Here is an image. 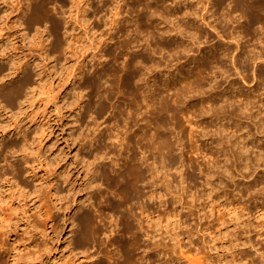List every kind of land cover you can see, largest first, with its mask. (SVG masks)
Listing matches in <instances>:
<instances>
[{"label": "rangeland", "instance_id": "374dc122", "mask_svg": "<svg viewBox=\"0 0 264 264\" xmlns=\"http://www.w3.org/2000/svg\"><path fill=\"white\" fill-rule=\"evenodd\" d=\"M4 1L0 0V27H3L0 51L7 45L9 52L18 58L20 64L30 60L27 70L32 72V79L31 83H26L21 96L22 102L13 103L6 92L0 91V171L7 173L0 182V210L5 214L18 216V224L20 223L17 229L10 232L6 227L0 226V241L4 244L0 245V264H80L83 261H87L85 264H244L248 259L246 264H263L262 257L256 252L264 251V234L261 235V230L264 233V217L256 215L255 202L259 199L264 203V162L260 161L258 164L255 155L260 148L257 145L264 144V126L261 129L256 123L260 118L264 122V58L254 60L256 64L253 60L248 62L244 57L247 49L243 48L245 51H242L241 47L237 49L234 45L232 49L236 48L234 54L238 56V64H241L238 65L239 70H235L233 54H230L231 58L224 60V67L230 68V71L219 77L222 86L215 88L217 80L214 74L223 69L218 67V63H221L217 62L215 56L220 52L215 49L216 42L223 40L225 48L231 47V43L235 42L226 36H219L213 24L217 22V15L227 10L233 0H225L223 8L219 5L220 0H209L210 3H207L208 0H49V12L39 18L29 15V10L23 18L18 15L22 8L31 7L35 0ZM155 4L158 7L155 8ZM203 5L205 8H202ZM194 8L200 11L196 12ZM180 19L182 22H179ZM113 22H117V27ZM193 23L201 24L197 25L200 28ZM259 23L255 26L260 27ZM114 26L116 30L113 31ZM191 27L198 33H191ZM165 28L169 30L165 31ZM248 36L245 40L251 38L252 34ZM146 39L150 40L145 41ZM254 41L249 39L245 43L253 47ZM178 43L180 45L176 46ZM255 44L260 46V43ZM154 50H157V54ZM240 50L242 54L239 53ZM0 66L9 70L10 60L0 58ZM240 68L242 73H239ZM144 71L147 72L146 77ZM25 73L5 85L20 83ZM149 79L155 86H152L154 93L150 100L143 95ZM215 89H222L227 95L230 93L234 96L247 89L246 95L257 96L252 110L255 112L257 109L256 113L260 115L256 118L234 106H223L226 97L219 94L209 97ZM261 92L263 93L260 94ZM165 95L168 97L167 101L163 99ZM201 95L207 96V102ZM214 98L222 99L223 102L219 101V105ZM166 104L168 110L162 111V107L163 110L166 109L163 106ZM79 105L81 108H78ZM134 109L138 111L136 124L130 123L128 118ZM163 115L167 117L164 118ZM117 119H120L119 122ZM161 119L167 123H162ZM236 120L245 126V134L249 132L245 139L250 141L251 150L245 154L252 156L253 162H257L256 167L243 169L246 160L236 161L235 157L230 159V156L219 149L231 144L221 145L220 134L231 132L230 135H234V138L239 137L240 132L235 134ZM124 126L128 129L134 127V133H137L133 134L137 137L131 132L133 137L129 136L127 133L130 129ZM161 126L170 128L167 129V146L162 138ZM117 132L128 135L132 140L126 138L125 147H122L123 144L115 145L112 143L113 135ZM156 132L158 136L155 135ZM95 136L97 137L94 138ZM121 136L124 137L123 134ZM92 139L94 143L91 142ZM126 142L133 144L128 146ZM100 145L103 147H99ZM151 146L156 149L151 150ZM130 147L135 150L137 148V151L133 148L129 150ZM163 150L168 152L162 154ZM143 153L150 157L149 160L154 165L152 180L155 182L149 188L141 181L142 195L127 201L128 204L123 199L125 197H122V186L108 175V171L121 168L120 165L132 154L141 162ZM100 155L105 156L104 159ZM223 156L228 157L227 160ZM118 159L119 164L116 163ZM227 161L229 167L226 166ZM17 165L22 167V174L17 171ZM220 165H224V169ZM91 167H94L95 175L92 174ZM237 182L241 184L238 185ZM244 189L249 196L247 199L246 195L240 198V205H244L238 209L241 217L235 218V213L231 214L229 207L222 202L230 196L232 198L235 194L244 193ZM167 190L165 196L164 192ZM211 194L215 195L214 199ZM163 195L169 198L168 211L162 210L160 206L162 198H165ZM77 203H81L82 207L76 209ZM244 206L248 208L245 209ZM40 208L48 216H41ZM84 209L93 216V223H96L98 233L95 236L91 232L88 235L81 231L79 223ZM169 212L173 213L170 215ZM25 215L29 216L37 229L26 222ZM137 236L140 242L134 240ZM243 238L247 239L243 241ZM133 242H136L135 245ZM254 246L262 249L257 251ZM230 256L238 258L231 259ZM243 258H246L244 262Z\"/></svg>", "mask_w": 264, "mask_h": 264}, {"label": "bare ground", "instance_id": "6f19581e", "mask_svg": "<svg viewBox=\"0 0 264 264\" xmlns=\"http://www.w3.org/2000/svg\"><path fill=\"white\" fill-rule=\"evenodd\" d=\"M6 1V0H5ZM4 1V2H5ZM122 1V0H121ZM217 1V0H216ZM225 0H220V6H221V8H223V2H224ZM231 1V0H230ZM48 2H49V0H35V2H33L32 3V6L31 7H27V9L26 8H22V11L18 14L19 16L21 15V17L23 18V15H26V14H28V10H29V15H34V16H37L38 18L40 17V16H42V15H45V14H47V12H49L47 9V4H48ZM120 2V1H119ZM150 2H151V0H150ZM149 2V3H150ZM155 2V1H154ZM209 2V0L207 1V3ZM211 2V1H210ZM209 2V3H210ZM87 3V2H86ZM200 3V2H199ZM204 3V2H203ZM5 4V3H4ZM158 4V3H157ZM216 4H217V2H216ZM3 4L1 3V6H2ZM208 5V4H207ZM215 5V4H214ZM149 6H152V4L150 5L149 4ZM156 4H155V8H156ZM211 6V5H210ZM7 7V6H6ZM158 7V6H157ZM225 7V6H224ZM153 8H154V6H153ZM154 8V9H155ZM160 8V7H159ZM158 8V10H160ZM202 8H205L204 7V5H203V7ZM213 8V7H212ZM173 9V8H172ZM194 9H196V8H194ZM174 10H175V8H174ZM202 10V9H201ZM203 10H205V9H203ZM7 11V10H6ZM161 11V10H160ZM177 11V10H176ZM195 11V10H194ZM197 11H200V10H197L196 9V12ZM212 11V10H211ZM210 11V12H211ZM162 12V11H161ZM172 12V11H171ZM153 13V12H152ZM173 13V12H172ZM179 13V12H178ZM178 13H176V14H178ZM200 13V12H199ZM1 14V13H0ZM156 14V13H155ZM161 14V13H160ZM195 14V13H194ZM205 14V13H204ZM207 14V13H206ZM218 14H219V12H218ZM162 15V14H161ZM173 15H175V13L173 14ZM197 15V14H196ZM201 14H199V16H200ZM202 15H203V13H202ZM201 15V16H202ZM216 15V14H215ZM49 16V15H48ZM154 16V15H153ZM159 16V15H158ZM178 16V15H177ZM214 16V14L212 15V17ZM1 17V16H0ZM29 17V16H28ZM155 17V16H154ZM179 17H180V15H179ZM182 17V16H181ZM197 17V16H196ZM203 17H205L204 15H203ZM207 17V16H206ZM208 17H211L210 15L208 16ZM212 17H211V19H212ZM48 18V17H47ZM118 18V17H117ZM117 18H115L116 20H117ZM174 18V17H173ZM173 18H172V20H173ZM201 18V17H200ZM242 18H244V20H242ZM33 19V18H32ZM120 19V18H119ZM175 19V18H174ZM209 19V18H208ZM30 20V19H29ZM181 21H179V22H182V19H180ZM185 20H186V18H185ZM197 20V19H196ZM202 20V19H201ZM204 20H206V19H204ZM210 20V19H209ZM176 21H178V19L176 20ZM187 21V20H186ZM194 21V20H193ZM192 21V22H193ZM230 21H231V23L232 24H230ZM114 22H115V20H114ZM114 22L112 23L113 25H115L116 26V23L114 24ZM118 22H121L120 20L118 21ZM173 22V21H172ZM178 22V23H179ZM189 22V21H188ZM191 22V23H192ZM199 22V21H198ZM258 22H260L259 24H260V27H256L255 25H256V23H258ZM175 23V22H174ZM177 23V22H176ZM187 23V22H186ZM190 23V22H189ZM200 23V22H199ZM229 23V24H228ZM180 24V23H179ZM183 24V23H182ZM194 25L196 24V26L197 25H201V24H198V23H193ZM193 24H191L192 26H193ZM203 24V23H202ZM207 24V23H206ZM3 24H1V26H2ZM118 25H120V24H118ZM4 26V25H3ZM112 26V25H111ZM115 26H114V28L112 29L113 31H114V29H115ZM181 26V25H180ZM188 26V25H187ZM213 26H214V28L216 29V31L218 30V33H219V36H221V37H224V36H226V37H228V38H230L231 39V41H233V42H235V44H233V43H231V47H224L225 45H224V42H223V40H220L218 43L216 42V48L215 49H217V50H220V52H218V51H216V52H218L217 54H215V56H216V58H217V62H220L221 64H219L218 63V67L219 68H223L222 70H220V71H216V74H214V75H216V77H215V80H217V82H216V84H215V88L217 87V88H220L221 86H222V82L219 80V77L220 76H222L223 75V73L224 72H228V71H230V68H226V67H224L226 64L224 63V60L225 59H230L231 58V55H232V58H233V63H234V66L236 67L235 68V70L237 69V70H239L238 68H239V66L238 65H241V64H238V62H239V60L237 59V57L238 56H236L235 54H234V52H236V50L234 51V49H239L240 47L242 48L241 50L243 51L244 49L243 48H245V49H247V51H246V54L244 55V57H245V60L246 61H248V62H250V61H256V60H258V59H260L261 60V58H264V45H262L263 43H264V0H233V4H231V6L227 9V10H225V11H223V12H221L220 13V15L218 16L217 15V22L215 23V24H213ZM117 27V26H116ZM184 27H185V25H184ZM195 27V26H194ZM180 28V27H179ZM178 28V29H179ZM189 28V27H188ZM197 28H200V27H198L197 26ZM117 29H119V28H117ZM164 28H162V30H163ZM167 28H165V31H168V30H166ZM183 29V28H182ZM191 29H192V27H191ZM194 29V28H193ZM192 29V30H193ZM201 29H202V27H201ZM116 30V29H115ZM173 30H175V29H173ZM179 30H181V29H179ZM186 30V29H185ZM189 31H190V29H188ZM191 30V33L192 32H197L198 33V31L195 29V31L193 30L192 31ZM3 27H0V42L3 40L2 38H1V35L3 34ZM188 31V32H189ZM112 32V31H111ZM163 32H164V30H163ZM173 32V31H172ZM171 32V33H172ZM183 32V31H182ZM195 32V33H196ZM162 33V32H161ZM166 33V32H165ZM178 33V32H177ZM184 33V32H183ZM187 33V32H186ZM200 33H202V32H200ZM252 34V36H251V38H249V39H251V41H252V39L253 40H255L254 42L255 43H260V46L259 45H257V44H253V47H250V45L249 44H246L245 42L246 41H249V39H247V40H245V38H246V36L247 35H251ZM113 35V34H112ZM167 35H169V33L167 34ZM184 36H185V34H183ZM203 35V34H202ZM170 36H172V35H170ZM175 36V35H174ZM173 36V37H174ZM200 36V35H199ZM198 36V38H201V37H199ZM248 36V37H249ZM111 37V36H110ZM137 37V36H136ZM136 37H134V38H136ZM186 37V36H185ZM184 37V38H185ZM190 39H191V37L190 36H188ZM194 37H196V35L194 36ZM113 38V37H112ZM163 38V37H162ZM165 38V37H164ZM183 38V37H182ZM176 39V38H175ZM196 39V38H195ZM150 40V39H149ZM149 40H145V41H149ZM186 40V39H185ZM192 40V39H191ZM128 41H130V40H128ZM189 41V40H188ZM195 41V40H194ZM193 41V42H194ZM141 42V41H140ZM183 42V41H182ZM184 42H186V41H184ZM191 42V41H190ZM192 42V43H193ZM57 43H59V42H57ZM127 43V42H126ZM142 43V42H141ZM144 43V42H143ZM142 43V44H143ZM148 43V42H147ZM147 43H146V45H147ZM151 43V42H150ZM180 43V42H179ZM176 44V46H178V45H180V44ZM250 43V42H249ZM128 44V43H127ZM141 44V45H142ZM184 44V43H183ZM190 45H191V43H189ZM59 45V44H58ZM141 45H139V46H141ZM182 45V44H181ZM214 45V44H213ZM226 45H228V44H226ZM237 46L236 48H234V49H232V47L233 46ZM144 46V45H143ZM210 46H212V45H210ZM215 46V45H214ZM146 47V46H145ZM188 47H190V46H188ZM179 48H181V47H179ZM183 48H185V46L183 47ZM191 48V47H190ZM151 49V48H150ZM152 49H153V47H152ZM155 49H157V48H155ZM185 49H187V48H185ZM213 50V49H212ZM241 50H240V52L239 53H241ZM155 51V53L157 54V50H154ZM181 51V50H180ZM245 51V50H244ZM184 52H186V51H184ZM154 53V52H153ZM188 54V53H187ZM190 54V53H189ZM231 54V55H230ZM242 54V53H241ZM244 54V53H243ZM150 55V54H149ZM228 55H230V56H228ZM104 56V55H103ZM182 56V55H181ZM190 56V55H189ZM243 56V55H242ZM136 57V56H135ZM156 57V56H155ZM198 57V56H197ZM0 58H1V60L2 59H5V60H10V67H8L9 68V70L7 69V67H4V66H0V91H2V92H6V95H8V98H9V100H11L13 103L14 102H17V101H20V102H22V98H21V96L23 95V93H24V88H25V86L28 84V83H31V79H32V72H30V70H27V67L29 66V64H30V60H28V61H26L25 63H23V64H20V62L18 61V58L16 57V56H14V55H12L11 54V52H9V50H8V46L6 45L5 47H3V50L1 49V51H0ZM100 58H101V56H100ZM189 58V57H188ZM235 58V59H234ZM243 58V57H242ZM241 58V59H242ZM102 59V58H101ZM156 59V58H155ZM194 59V58H193ZM198 59V58H197ZM141 60H142V57H141ZM154 60V59H153ZM179 60V59H178ZM194 60H196V59H194ZM230 60V61H231ZM238 60V61H237ZM101 61H103V60H101ZM159 61V60H158ZM255 61H254V63H255ZM154 62H155V60H154ZM185 62V61H184ZM196 62V61H195ZM241 62V61H240ZM259 62V61H258ZM141 63V62H140ZM145 63V62H144ZM183 63V62H182ZM189 63V62H188ZM188 63H187V65H188ZM263 63V62H262ZM184 64V63H183ZM189 64H191V63H189ZM251 64V63H250ZM256 64V63H255ZM144 65V64H143ZM259 65V64H258ZM136 66V65H135ZM139 65H137V67H138ZM136 67V68H137ZM145 67H146V65H145ZM154 67V66H153ZM184 67H186V66H184ZM158 68V67H157ZM225 68V69H224ZM139 69H141V67H139ZM143 69H145V68H143ZM80 70V69H79ZM82 70L83 69H81V72H82ZM138 70V69H137ZM148 70H150L149 68H148ZM153 70V69H152ZM133 71H135V70H133ZM145 71H147V69L145 70ZM144 71V72H145ZM242 71V68H240V71H239V73ZM260 71V70H259ZM24 72H26L25 73V76H24V79L23 80H21V82L20 83H11V85H5L7 82H9V81H11L12 82V80H14V79H16L18 76H20V74L22 75ZM81 72H80V74H81ZM132 72V71H131ZM137 72V71H136ZM144 72H142V73H144ZM149 72H151V71H149ZM154 72V71H153ZM238 72V71H237ZM135 73V72H134ZM147 72H145L144 73V77H146L145 76V74H146ZM152 73V72H151ZM166 73V72H165ZM169 73V72H168ZM167 73V74H168ZM173 73H175L174 71H173ZM242 73V72H241ZM260 73H261V71H260ZM77 74H79L78 72H77ZM136 74V73H135ZM154 74V73H153ZM182 74V73H181ZM181 74H179V75H181ZM73 75H74V73H73ZM137 75V74H136ZM258 75H260V74H258ZM74 76H77V75H74ZM147 76H148V74H147ZM155 76V75H154ZM229 76V75H228ZM255 76H257V75H255ZM254 76V77H255ZM261 76V75H260ZM260 76H258V78H260ZM151 77V76H150ZM177 77H178V75H177ZM181 77V76H180ZM262 77V76H261ZM76 78H78V77H76ZM136 78V77H135ZM137 78H138V75H137ZM147 79V78H146ZM262 79H263V77H262ZM144 80V79H143ZM259 80V79H258ZM147 81V80H146ZM156 81V80H155ZM140 82V81H139ZM142 82V81H141ZM27 83V84H26ZM144 83H146V82H144ZM153 83V82H152ZM181 83V82H180ZM183 83V82H182ZM143 84V83H142ZM154 84V83H153ZM157 84V83H156ZM177 84V83H176ZM259 84H260V82H259ZM258 84V85H259ZM146 85V84H145ZM236 85V84H235ZM257 85V86H258ZM153 85L150 83V79H149V81L147 82V86H146V89L144 90V92H145V94H143V95H145L149 100L152 98V95H153V93H154V90L152 89L153 87H155V86H153ZM157 86L159 87V84H157ZM167 86V85H166ZM173 86V85H172ZM172 86L170 87V88H168V89H171L172 88ZM177 86H178V84H177ZM186 86V85H185ZM236 87H239V86H237L236 85ZM253 87V86H252ZM176 88H178V87H176ZM232 88V87H231ZM182 89V88H181ZM181 89H179V90H181ZM227 89H229V88H227ZM241 89V88H240ZM243 89V88H242ZM254 89V88H253ZM257 89V88H256ZM259 89V88H258ZM159 90V89H158ZM157 90V91H158ZM160 90H161V88H160ZM159 90V91H160ZM179 90H177V91H179ZM183 90V89H182ZM188 90H190V89H188ZM206 90V89H205ZM248 91L247 89H244V90H242V91H240V94H239V92H237L238 91V89H237V91H234V92H237L238 93V96H234V95H232V94H230L229 93V95H227V93L226 92H224V91H222V89L221 90H216L215 89V91H213L212 93H211V90H210V95H209V97L211 98V97H213V96H215L216 94H219V95H221V96H223V98H225L226 97V99H224V103H223V106H227V105H229V106H234L235 108H237V109H241V111H246V112H249L250 113V116L252 115V116H254L255 115V117L257 116V115H260V113L258 114V113H256V110H255V112L252 110L253 109V107H254V103H255V100H256V98H257V96L255 97V95H253L252 94V91H251V94L252 95H246L247 93H246V91ZM260 90V89H259ZM204 91V90H203ZM230 91L232 92V90L230 89ZM245 91V92H244ZM163 91H161V93H162ZM228 92H229V90H228ZM256 92H259V91H256ZM140 93H141V91H140ZM184 93H187V92H185L184 91ZM246 93V94H245ZM249 93V92H248ZM253 93H254V90H253ZM263 92H261L260 94H262ZM157 94V93H156ZM160 94V93H159ZM181 94H183V93H181ZM155 95V94H154ZM167 95V94H166ZM164 96V98L163 99H165V101H167V96ZM186 95V94H185ZM243 95H245V96H243ZM258 95V94H257ZM161 96H162V94H161ZM177 96H179V94L177 95ZM184 96V95H183ZM194 96V95H193ZM202 96V95H201ZM252 96H254L255 98H253ZM263 96H264V94H263ZM163 97V96H162ZM162 97H161V99H162ZM205 97H207V96H205ZM204 96H202V98L204 99L205 98ZM208 97V98H209ZM179 98V97H178ZM222 98V97H221ZM215 99V98H214ZM137 100V99H136ZM144 100V99H143ZM148 100V101H149ZM205 102H207V99L205 98ZM216 101H218V103H219V105L221 104L219 101H221L222 99H220V100H217V98L215 99ZM263 100H264V98H263ZM153 101H154V98H153ZM165 101H163V102H165ZM168 101H169V99H168ZM180 101V100H179ZM190 101V100H189ZM191 101H192V99H191ZM210 101H214L213 99L211 100L210 99ZM216 101H214V102H216ZM83 102V101H82ZM150 102V101H149ZM155 102V101H154ZM185 102V101H184ZM204 102V103H205ZM221 102H223V100L221 101ZM258 102V101H257ZM136 103V102H135ZM161 103H162V100H161ZM209 103V102H208ZM212 103V102H211ZM163 104V103H162ZM165 104V103H164ZM202 104V103H201ZM213 104V103H212ZM168 104H166V105H163V106H165V108H166V106H167ZM209 105V104H208ZM216 105V104H215ZM215 105H213V106H215ZM228 106V107H229ZM155 107V106H154ZM184 107V106H183ZM206 107H207V105H206ZM209 107V106H208ZM212 107V106H211ZM217 107H219L218 105H217ZM220 107H222V106H220ZM78 108H81V105H79L78 106ZM158 108H159V106H158ZM163 108L164 107H162V111H166V110H168L167 108L165 109V110H163ZM222 108H224V107H222ZM154 109V108H153ZM183 109V108H182ZM259 109H261V108H259ZM120 110V109H119ZM118 110V111H119ZM123 110V109H122ZM141 110V109H140ZM211 110H212V108H211ZM210 110V111H211ZM232 110H233V108H232ZM161 111V112H162ZM233 111H236V110H233ZM238 111V110H237ZM251 111V112H250ZM264 111V110H263ZM117 112V111H116ZM130 112V111H129ZM126 113V112H125ZM164 113V112H163ZM206 113V112H205ZM248 113V114H249ZM128 114V113H127ZM166 113H164V115H165ZM239 115H241V113H238ZM118 115H119V113H118ZM121 115V114H120ZM125 114H123V116H124ZM164 115H163V117H164ZM262 115H263V113H262ZM264 116V115H263ZM161 117V116H160ZM162 117V118H163ZM167 116H165L164 118H166ZM259 117H261V116H259ZM115 118V117H114ZM128 118H129V122L130 123H133V124H136L137 122H138V111L137 110H132L130 113H129V115H128ZM163 118V119H164ZM257 118V117H256ZM255 118V119H256ZM264 117H262V119H263ZM116 119V118H115ZM124 119H125V116H124ZM163 119H161L160 121L162 122V120ZM95 120V119H94ZM119 120L120 119H117V121L119 122ZM122 120V119H121ZM238 120V119H237ZM237 120H236V122H237ZM240 120V119H239ZM264 120V119H263ZM126 121V120H125ZM165 121H166V119H165ZM95 122H97L96 120H95ZM121 122V121H120ZM164 122V121H163ZM162 122V123H163ZM101 123V122H100ZM128 123V122H127ZM164 123H167V121L166 122H164ZM240 123H241V120H240ZM240 123H238L237 122V124H236V126L235 127H237V129H235V131H236V133L235 134H237L238 132H240V133H238V135H239V137H237L236 136V138H234L235 136L234 135H230V133H222V134H220V136H219V139L221 140L219 143L221 144V145H224L225 143H228L229 144V142L231 143L229 146L227 145V147H225V145L224 146H221L220 147V145L218 144V142H217V144L219 145V149L221 150V152H223L224 151V153H225V155L226 156H230L229 158L231 159V157H235V159H236V161L237 160H239V161H245L243 164V169L245 168V169H247L248 167H256V166H258L257 165V162H258V164L260 163V161L261 162H264V144H258L257 146L258 147H260L259 148V152L255 155V161H257V162H253V158H252V156L250 157L249 155H247V154H245V152H248V150H251V148H250V141H247L246 139H247V137H245V136H247L248 135V131L249 130H246L247 132V134H245V132H244V130H243V128L245 129V126L244 125H242V124H240ZM256 123H258V125L261 127V129H263V126H264V122H262V120H261V118L256 122ZM115 124H117V123H115ZM118 124H120L121 125V123H118ZM129 124V123H128ZM161 124V123H160ZM234 125H235V122L233 123ZM119 125V126H120ZM168 125V124H167ZM98 126V125H97ZM135 126V125H134ZM221 126H223V125H221ZM100 127V126H99ZM118 126H116V128H117ZM125 127V126H124ZM129 127V126H128ZM132 127V126H131ZM162 127V126H161ZM229 127V126H228ZM98 128V127H97ZM97 128H95V130L97 129ZM125 128H127V126L125 127ZM163 128V127H162ZM223 128V127H222ZM234 128V127H233ZM232 128V129H233ZM109 129H111V127L109 126ZM113 129V128H112ZM128 129V128H127ZM130 129V130H129ZM127 131H128V133H127V131H125L127 134H129V136L131 135V134H133L134 132H135V128L133 127V129H131V128H129ZM159 129V128H158ZM167 129H168V127L166 128V126L163 128V131H162V135H163V139H164V142H165V145H166V142L167 141H169V139L167 140V138L169 137H167ZM205 129V128H204ZM219 129H220V127H219ZM227 131H228V129H227V127L225 128ZM259 129V128H258ZM102 130V129H101ZM114 130V129H113ZM120 130V129H119ZM122 130V129H121ZM120 130V131H121ZM126 130V129H125ZM168 130H170V128L168 129ZM215 130H217V129H215ZM230 130V129H229ZM260 130V129H259ZM97 131H99V129H97ZM124 131V130H123ZM123 131H121V132H123ZM220 131V130H219ZM221 131H223V129L221 130ZM231 131V130H230ZM19 132H21V131H19ZM102 131H100V133H101ZM113 132V131H112ZM130 132H131V134H130ZM161 132V131H160ZM170 132V131H169ZM205 132H207V131H205ZM218 132V131H217ZM216 131H215V133H217ZM232 132H234V130L232 131ZM264 132V131H263ZM137 133V132H136ZM136 133H134V134H136ZM148 133V132H147ZM215 133H214V135H215ZM95 134L97 135L98 133L97 132H95ZM123 134V136H124V133H122ZM121 134V135H122ZM134 134H133V136H134ZM151 134H152V132H151ZM160 134V133H159ZM250 134H251V132H250ZM253 134V133H252ZM251 134V135H252ZM120 135V133L119 132H117V133H114V135H113V139L115 140V139H117L115 142H114V140H113V142L112 143H115V145L117 144V146L118 145H120V144H123L124 145V140L126 139V138H130V140H132V138L131 137H129L128 135H126V136H124V137H122ZM138 135V134H137ZM154 135V134H153ZM155 135H157V132H156V134ZM161 135V134H160ZM206 135H207V133H206ZM206 135L204 134V136L206 137ZM250 135V136H251ZM132 136V135H131ZM132 136V137H133ZM151 136V135H150ZM158 136V135H157ZM208 136V135H207ZM249 136V137H250ZM253 136V135H252ZM97 136H95L94 138H96ZM121 137V138H120ZM134 137H137V136H134ZM161 137V136H160ZM216 137V136H215ZM241 137H244L243 139L241 138ZM5 138V137H4ZM103 138V137H102ZM110 138V137H109ZM246 138V139H245ZM251 138V137H250ZM160 139V138H159ZM214 139V138H213ZM249 139V138H248ZM255 139V138H254ZM93 140L94 139H92V141L91 142H93ZM96 140H98V139H96ZM95 140V141H96ZM111 140V139H110ZM149 140H152L151 138H149ZM161 140V139H160ZM160 140H159V142H160ZM167 140V141H166ZM216 140V139H215ZM214 140V141H215ZM235 140V141H234ZM251 140V139H250ZM253 140V139H252ZM241 141H242V143H241ZM254 141H256V140H254ZM101 142H102V140H101ZM120 142V143H119ZM131 142H133L134 143V141H131ZM155 142V141H154ZM162 142V141H161ZM160 142V143H161ZM163 142V143H164ZM260 142H262V141H260ZM94 143V142H93ZM127 143V145L129 144V145H131V144H133V143H129V142H126ZM150 143V142H149ZM156 143V142H155ZM257 143V142H256ZM153 144V143H152ZM151 144V145H152ZM158 144V143H157ZM168 144H169V142H168ZM128 145V146H129ZM156 145V144H155ZM161 145V144H160ZM217 145V146H218ZM112 146H114V144L112 145ZM126 145H124V146H122V147H125ZM127 146V147H128ZM153 146V145H152ZM151 146V150L152 149H156V148H153ZM167 146V145H166ZM169 146V145H168ZM99 147H101V145L99 146ZM103 147V146H102ZM101 147V148H102ZM115 147V146H114ZM157 148L159 147V146H156ZM255 147V146H254ZM253 147V148H254ZM133 147H130V148H128L129 150L130 149H132ZM122 149H124L125 150V148H122ZM134 149V148H133ZM161 149V148H160ZM159 149V150H160ZM105 150V149H104ZM103 149H102V151H104ZM107 150V149H106ZM135 150V149H134ZM158 150V149H157ZM220 150H219V152H220ZM99 151H101V150H99ZM109 151V150H108ZM112 151V150H111ZM110 151V152H111ZM117 151V150H116ZM135 151H137V148H136V150ZM170 151V150H169ZM139 152V151H138ZM167 153L166 151H162V154L163 153ZM217 152V151H216ZM215 153V152H214ZM252 153H253V151H252ZM254 153H256V152H254ZM99 153H97L96 155L99 157V155H98ZM108 154V153H107ZM111 154V153H110ZM204 154L206 155V152H204ZM209 154V153H208ZM219 154V153H218ZM217 154V155H218ZM221 154V153H220ZM248 154H250V153H248ZM143 155V158H142V161L141 162H138L137 161V156L135 155V154H132V156H130L128 159H126L124 162H123V164H121L120 166H121V168H116V169H114L113 168V170H111L110 172L108 171V175L109 176H111V178L114 180V181H116L118 184H120L121 186H122V191H123V193L122 194H124V196H122V197H125V198H123V199H126L125 201H126V203H128L129 204V202H127V201H130V200H133L135 197H140L141 195H142V193H143V191H141V185H140V182L142 181L143 183L145 182L146 183V186L147 187H152L153 185H154V183L153 182H155V181H153L152 180V177H153V166H152V162H150V157L149 156H147V155H145L144 153L142 154ZM145 155V156H144ZM166 155V154H165ZM215 155H216V153H215ZM224 155V156H225ZM207 156V155H206ZM205 156V157H206ZM223 156V157H224ZM100 157H103V156H101L100 155ZM105 157V156H104ZM104 157L102 158V159H104ZM107 157V156H106ZM217 157V156H216ZM228 157H226V158H228ZM139 158V157H138ZM167 158V157H166ZM221 158V157H220ZM225 157H224V159H226ZM95 159H98V158H96L95 157ZM101 159V160H102ZM106 159V158H105ZM214 159V158H213ZM217 159V158H216ZM216 159H214V160H216ZM227 160V159H226ZM229 160V159H228ZM103 161V160H102ZM165 161V160H164ZM221 161V160H220ZM235 161V160H234ZM116 162V161H115ZM163 162V161H162ZM161 162V163H162ZM185 162V161H184ZM183 162V163H184ZM224 162H226V161H224ZM228 162V161H227ZM229 162H231V160H229ZM229 162L226 164V166L227 167H229ZM117 164H119L120 163V161H119V159H118V162H116ZM154 163V162H153ZM182 163V164H183ZM187 164H188V162H186ZM191 163V162H190ZM217 163V162H216ZM98 164H100V162L98 163ZM236 164H238V163H236ZM235 164V165H236ZM116 165V164H115ZM164 165H166V164H164ZM222 165V164H221ZM220 165V166H221ZM167 166V165H166ZM212 166H214V165H212ZM159 167V166H158ZM221 167H223V169H224V165L223 166H221ZM241 167V168H242ZM17 171L19 172V174H22V167L20 166V165H17ZM214 168H215V166H214ZM220 168V167H219ZM240 168V167H239ZM240 168V169H241ZM258 168V167H257ZM257 168H255L256 170H257ZM159 169V168H158ZM160 169H161V167H160ZM218 169V168H217ZM249 169V168H248ZM91 170H92V174H94L95 175V173H94V167H91ZM97 170V169H96ZM98 170H100V168H98ZM221 170H222V168H221ZM226 171V170H225ZM228 171H230V169L228 168ZM106 172V171H105ZM104 172V173H105ZM113 172V173H112ZM166 172V171H165ZM224 172V171H223ZM97 173V172H96ZM164 173V172H163ZM166 173H168V172H166ZM243 173V172H242ZM248 173V172H247ZM250 173H252V172H250ZM216 174V173H215ZM225 174V173H224ZM244 174V173H243ZM249 174V173H248ZM7 175V173H5V172H1L0 171V182H1V180L5 177ZM105 174H103V176H104ZM168 175V174H167ZM184 175V174H183ZM212 175V174H211ZM218 175V174H217ZM246 175V174H245ZM250 175V174H249ZM107 176V175H106ZM165 176V175H164ZM163 176V177H164ZM169 176V175H168ZM244 176V175H243ZM247 176V175H246ZM251 176V175H250ZM105 177V176H104ZM170 177V176H169ZM209 177H211L210 175H209ZM221 177V176H220ZM93 178V177H92ZM211 178H213V177H211ZM255 178H257V177H255ZM90 179V178H89ZM164 179V178H163ZM169 179V178H168ZM221 179V178H220ZM233 179H234V177H233ZM259 179V178H258ZM261 179V178H260ZM259 179V180H260ZM183 180H184V177H183ZM211 180V179H210ZM90 181V180H89ZM164 181V180H163ZM166 181V180H165ZM206 181H207V178H206ZM185 181H183V183H184ZM249 182V181H248ZM253 182V181H252ZM254 182H255V180H254ZM256 182H257V180H256ZM259 182H261V181H259ZM92 183V182H91ZM144 183V184H145ZM164 183V182H163ZM162 183V184H163ZM207 183V182H206ZM208 183H209V181H208ZM235 183V182H234ZM258 183V182H257ZM142 184V183H141ZM237 184L239 185V184H241L240 182L238 183L237 182ZM245 184V183H244ZM243 184V185H244ZM247 184V183H246ZM260 184V183H259ZM156 185V184H155ZM157 185H158V183H157ZM165 185H166V183H165ZM168 185V184H167ZM166 185V186H167ZM209 185V184H208ZM220 185V184H219ZM249 185V184H248ZM251 185V184H250ZM1 186V185H0ZM141 186V187H140ZM252 186V185H251ZM95 187V186H94ZM98 187V186H97ZM143 187H145V186H143ZM244 187V186H243ZM258 187V186H257ZM257 187H255L256 189H258ZM89 188H91V187H89ZM167 188H168V186H167ZM209 188V187H208ZM214 188V187H213ZM239 188V187H238ZM246 188H247V186H246ZM248 188H250V189H252V187H249L248 186ZM254 188V187H253ZM0 189H1V187H0ZM20 190L22 189V188H19ZM94 189V188H93ZM121 189V188H120ZM164 189H166V188H164ZM217 189V188H216ZM250 189H248V190H250ZM256 189H254V191H256ZM209 190V189H208ZM213 190V189H212ZM237 190V189H236ZM235 190V191H236ZM242 190H243V188H242ZM253 190V189H252ZM91 191V190H90ZM153 191V190H152ZM211 191V190H210ZM209 191V192H210ZM233 191V190H232ZM251 191V190H250ZM259 191V190H258ZM151 192V191H150ZM160 192H161V190H160ZM162 192H163V190H162ZM166 192H168V190L167 191H165L164 192V194H165V196H167V193ZM213 192V191H212ZM227 191H225V193H226ZM238 192V191H237ZM238 193H240V191L238 192ZM249 193V192H248ZM259 193H260V191H259ZM90 195H91V193H89ZM221 194V193H220ZM235 194V193H234ZM247 194V192L245 193V189H244V193H241V194H239V195H237V194H235L232 198H231V196H230V198H227V199H224L223 200V202L222 203H224L225 204V206H227V208L229 207V210H230V213L232 214V213H235V215H236V217L235 218H240L241 217V215H240V212H238V209L240 208V206H241V208H242V206L244 205H240L241 203H240V198H242V197H245V195ZM264 194V193H263ZM212 195V194H211ZM214 195V194H213ZM212 195V196H213ZM228 195V194H227ZM227 195H226V197H227ZM259 195V194H258ZM150 196H151V194H150ZM149 196V197H150ZM152 196H153V194H152ZM164 196V195H163ZM164 196V197H165ZM247 196V195H246ZM249 196V195H248ZM248 196L246 197V199L248 198ZM263 196V195H262ZM154 197V196H153ZM176 197V196H175ZM219 197V196H218ZM254 197V196H253ZM253 197H251V198H253ZM260 197V196H259ZM141 198H143V197H141ZM215 198V195H214V197L212 198V199H214ZM224 198V197H223ZM90 199H91V196H90ZM122 199V200H123ZM177 199V198H176ZM181 199V198H180ZM179 199V200H180ZM220 199H222L221 197H220ZM219 199V200H220ZM178 200V201H179ZM182 201V200H181ZM216 201V200H215ZM222 201V200H221ZM251 201V200H250ZM79 202V201H78ZM82 202V201H81ZM133 202V201H132ZM132 202L130 203V204H132ZM138 202H140V200L138 201ZM173 202V201H172ZM174 202H176V200H174ZM213 202H214V200H213ZM213 202H211L210 201V203H212L213 204ZM246 203H247V201H245ZM91 203V202H90ZM124 203V202H123ZM122 203V205H124ZM136 203V202H135ZM142 203V202H141ZM169 198H167V197H165V198H162V200H161V203H160V206H162V210H166V211H168L169 209H168V206H169ZM181 202H179V204H180ZM215 203V202H214ZM221 203V202H220ZM250 203V202H249ZM255 203H257V214L256 215H258V216H261V217H264V203H263V201L261 202V200H257ZM263 203V204H262ZM146 204V203H145ZM147 204H149V203H147ZM172 204H175V203H172ZM254 204V203H253ZM253 204H251V205H253ZM92 205H94V202H93V204ZM133 205H135V204H133ZM132 205V206H133ZM141 205V204H140ZM178 205V204H177ZM223 205V204H222ZM255 205V204H254ZM83 206H84V204H83ZM127 206H129V205H127ZM126 206V207H127ZM142 206V205H141ZM144 206V205H143ZM147 206V205H146ZM149 206V205H148ZM77 207L78 208H81L82 207V204L81 203H77L76 204V209H77ZM170 207V206H169ZM180 207V206H179ZM221 207H223V206H221ZM220 207V208H221ZM251 207H253V206H251ZM130 208V207H129ZM134 207H132V209H133ZM219 208V209H220ZM225 208V207H224ZM227 208H225V209H227ZM244 208H245V206H244ZM246 208H248V207H246ZM245 208V209H246ZM255 208V207H254ZM253 208V209H254ZM135 209V208H134ZM147 209V208H146ZM170 209H172V208H170ZM178 209V208H177ZM12 210H13V208H12ZM79 210V209H78ZM87 210V209H86ZM180 210V209H179ZM221 210V209H220ZM223 210V209H222ZM228 210V209H227ZM228 210V211H229ZM249 210V209H248ZM98 211V210H97ZM128 211V210H127ZM146 211V210H145ZM240 211H241V209H240ZM247 211V210H246ZM129 212V211H128ZM132 212H134V211H132ZM136 212V211H135ZM161 212V211H160ZM180 212V211H179ZM221 212V211H220ZM244 212H245V210H244ZM137 213V212H136ZM164 213V212H163ZM173 213V212H172ZM171 213V214H172ZM181 213V212H180ZM179 213V214H180ZM246 213V212H245ZM39 214L41 215V216H48V213L45 211V210H43V208H40L39 209ZM95 215H96V213H94ZM129 214V213H128ZM127 214V215H128ZM135 214V213H134ZM169 214H170V212H169ZM169 214H167V215H169ZM170 214V215H171ZM178 214V215H179ZM249 214V213H248ZM73 215V214H72ZM130 215H131V213H130ZM174 215H175V213H174ZM250 215V214H249ZM161 216H162V214H161ZM176 216V215H175ZM25 217H26V222L27 223H30V225H32V226H34V228L35 229H37L36 227V225L34 224V223H32V221L30 220V218H29V216H27V215H25ZM68 218V217H67ZM125 218H127L126 217V215H125ZM130 218H132L131 216H130ZM134 218H135V216H134ZM69 219V218H68ZM73 220H74V218H72ZM71 219V220H72ZM96 219V218H95ZM262 219V218H261ZM19 220V217L18 216H11V215H8V214H5L2 210H0V226H3V227H6L7 228V231H14V229H17L18 228V226H19V224H18V221ZM101 220H102V218H101ZM103 220H104V218H103ZM126 220V219H125ZM169 220H170V218H169ZM128 221V220H127ZM132 221H134V220H132ZM168 221V220H167ZM225 221V220H224ZM80 222L81 223H79V224H81V225H79V226H81L82 227V230L81 231H83V233L84 234H88V233H90L91 232V234L92 235H94L95 236V234H97L98 233V228H97V226H96V223L94 224L93 223V216L90 214V213H88V212H85V209H84V213L83 214H81V217H80ZM128 222H130V220L128 221ZM264 222V221H263ZM133 223V222H132ZM222 223H225V222H222ZM74 225V224H73ZM105 225V224H104ZM261 225V224H260ZM133 226V225H132ZM258 226V225H257ZM263 227V229H264V225H262ZM104 227V226H103ZM260 227V226H259ZM141 228V227H140ZM261 228V229H262ZM142 229V228H141ZM208 229V228H207ZM259 230V229H258ZM6 231V232H7ZM149 233V232H148ZM136 234H137V232H136ZM177 234V233H176ZM262 234H264V233H262V230H261V235ZM81 235H83V234H81ZM89 235V234H88ZM138 235H139V232H138ZM260 235V236H261ZM86 236V235H85ZM166 236V235H165ZM263 236V235H262ZM90 237V236H89ZM135 237H136V235H135ZM167 237H168V235H167ZM176 238H178V235H177V237ZM248 238V237H247ZM246 238V239H247ZM96 239V238H95ZM137 239H139V237L137 236V238H134V240H136V241H138V242H140L139 240H137ZM246 239H244L243 238V241H245ZM250 239V238H249ZM132 241V240H131ZM131 241H129V242H131ZM248 241V240H247ZM128 242V241H127ZM251 242V241H250ZM248 243V244H251V243ZM134 243V245H135V243L136 242H133ZM142 243V242H141ZM179 243H181V241L179 242ZM126 244H128V243H126ZM130 244V243H129ZM139 244V243H138ZM147 244V243H146ZM247 244V245H248ZM0 245L1 246H3L4 244L0 241ZM133 244H131V246H132ZM141 245V244H140ZM139 245V246H140ZM253 245V244H252ZM1 246H0V248H1ZM137 247H138V245H136ZM181 246H183L182 244H181ZM141 247V246H140ZM140 247H138V248H140ZM252 248H253V246H251ZM254 247H256L257 248V251H260V249H262V248H260V249H258L259 247H257V246H254ZM264 247V246H263ZM127 248V247H126ZM125 248V249H126ZM130 248H132V247H130ZM148 248V247H147ZM146 248V250H148ZM134 249V248H133ZM137 249V248H136ZM150 250V249H149ZM184 250V249H183ZM183 250H181L183 253H185V251H183ZM238 250V249H237ZM237 250H235V251H237ZM255 250V249H254ZM264 250V249H263ZM85 251H87V250H85ZM127 251H129V249L127 250ZM131 251V250H130ZM234 251V250H233ZM239 251V250H238ZM148 252V251H147ZM241 252H242V250H241ZM182 253V254H183ZM233 253V252H232ZM240 253V252H239ZM258 253H260V254H258ZM256 252V254L257 255H259V256H261L262 257V262H264V251H260V252ZM149 254V256L151 255L150 253H148ZM234 254V253H233ZM241 254V253H240ZM243 254H245V253H243ZM95 255V254H94ZM232 255V254H231ZM247 255V254H246ZM92 257H93V255H91ZM148 255H147V257H149ZM205 256V255H204ZM235 256V255H234ZM237 256H238V253H237ZM241 256V255H240ZM249 256V255H248ZM248 256H247V258H248ZM149 258H151V257H149ZM229 258H231V256L229 257ZM233 258V257H232ZM231 258V259H232ZM235 258H238V257H235ZM235 258H233V259H235ZM203 259V258H202ZM244 259L246 260V258H243L242 260H243V262H244ZM230 260V259H229ZM228 260V261H229ZM249 260V259H248ZM248 260H247V262H248ZM252 260V259H251ZM145 261V260H144ZM209 261H211V260H209ZM234 261V260H233ZM236 261V260H235ZM241 260H238V262H240ZM230 262L232 263V261L230 260ZM229 262V263H230ZM242 262V261H241ZM246 262V263H247ZM252 262H254V261H251V263ZM261 262V261H260ZM85 263H87V261L86 262H82V263H80V264H85ZM89 263V262H88ZM153 263V262H152ZM151 263V264H152ZM202 263V262H201ZM200 263V264H201ZM208 263V262H207ZM212 263V262H211ZM210 263V264H211ZM214 263V262H213ZM227 263V262H226ZM234 263V262H233ZM237 263V262H236ZM246 263H244V264H246ZM255 263V262H254ZM149 264H150V262H149ZM204 264V263H203ZM239 264H241V263H239ZM250 264V263H249ZM257 264V263H256ZM264 264V263H263Z\"/></svg>", "mask_w": 264, "mask_h": 264}]
</instances>
